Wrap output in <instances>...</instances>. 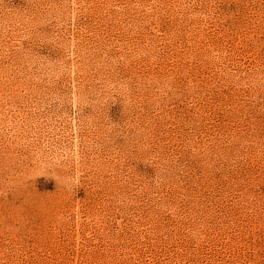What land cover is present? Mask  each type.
<instances>
[{"label":"rangeland","instance_id":"rangeland-1","mask_svg":"<svg viewBox=\"0 0 264 264\" xmlns=\"http://www.w3.org/2000/svg\"><path fill=\"white\" fill-rule=\"evenodd\" d=\"M0 264H264V0H0Z\"/></svg>","mask_w":264,"mask_h":264}]
</instances>
